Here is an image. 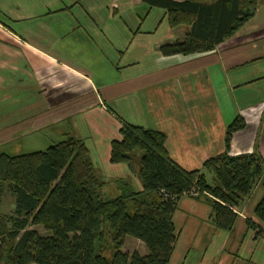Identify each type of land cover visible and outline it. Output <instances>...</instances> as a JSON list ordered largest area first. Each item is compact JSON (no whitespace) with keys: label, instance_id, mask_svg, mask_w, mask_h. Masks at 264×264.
Here are the masks:
<instances>
[{"label":"crops","instance_id":"obj_1","mask_svg":"<svg viewBox=\"0 0 264 264\" xmlns=\"http://www.w3.org/2000/svg\"><path fill=\"white\" fill-rule=\"evenodd\" d=\"M186 32L143 0H0V148L14 150L43 131L46 147L37 150L82 139L108 198L118 194L115 178L142 188L137 164L110 162L123 122L163 132L170 159L185 171L225 152L226 127L237 115L245 127L233 134L229 154L253 151L264 117V38L224 46L234 33L208 52L161 53V44ZM262 194L259 180L235 207L233 229L212 227L187 264H213L218 255L216 264H224L232 252L233 261L264 264V233L247 223L258 226ZM195 221L199 246L204 229Z\"/></svg>","mask_w":264,"mask_h":264},{"label":"trees","instance_id":"obj_2","mask_svg":"<svg viewBox=\"0 0 264 264\" xmlns=\"http://www.w3.org/2000/svg\"><path fill=\"white\" fill-rule=\"evenodd\" d=\"M262 1L143 0L166 9L169 26L187 25L183 40L160 45L164 55L211 51ZM244 127V119L235 116L226 127L225 152L206 159L201 170L185 171L170 159L163 132L123 122L120 138L110 142V162L132 167L138 159L142 188L136 191L126 179L115 178L118 194L106 199V182L82 139L70 136L44 150L15 155L0 152V200L5 186L15 196L14 215L0 213V264H168L179 237L173 216L181 197L202 198L213 226L231 231L238 217L234 208L259 180L263 194L254 214L263 226L247 223L256 234L264 233L263 159L257 149L229 154L234 132ZM127 235L141 241L145 252L122 251ZM106 247L110 257L103 254Z\"/></svg>","mask_w":264,"mask_h":264},{"label":"rangeland","instance_id":"obj_3","mask_svg":"<svg viewBox=\"0 0 264 264\" xmlns=\"http://www.w3.org/2000/svg\"><path fill=\"white\" fill-rule=\"evenodd\" d=\"M264 3H262L260 6L257 7L258 12H255L254 15L239 29L235 32V35L230 41L226 39L224 41V46L231 45L235 41H238L239 43H243L246 39L254 38L255 36H258L259 38L257 41L263 39L264 35ZM256 10V11H257ZM246 44V42H245ZM241 130V129H240ZM260 130V127L257 128V131ZM235 133V132H234ZM47 136L46 131H43L41 133H35L32 135L31 141L23 142L22 144H17L16 148L14 150L8 149L3 150L0 148V152L4 151V153H7L9 155H14L18 153H25L32 150L42 149L46 146L43 144V138ZM264 137V117L262 118V131H260L259 135H256L257 138V146L254 144V149H258L256 151L259 152L262 159L264 157V145L261 146L262 139ZM260 142V143H259ZM258 146H261L259 149ZM20 152H18V151ZM136 153L139 152L138 150L135 151ZM138 154V153H137ZM136 157V156H135ZM138 162V159L135 158L134 164ZM257 184V183H256ZM103 197L106 199L109 196H107L105 193L103 194ZM199 206L195 210V207ZM14 208H15V196L14 193H12L7 186H5V191L3 194V197L0 200V213L3 215H14ZM240 206L236 208L237 211H239ZM206 210V211H205ZM209 206L204 202L202 198L195 199L190 198L187 196L181 197L177 204V209L173 216V221L176 227L177 232H179V237L175 245L174 252L171 256V259L168 264H187L189 261L193 259V256L198 253L200 249H202L205 244L208 242L211 234L212 227L214 228L212 224V219L210 220L209 217ZM195 211V212H194ZM196 213V214H194ZM198 217V218H195ZM195 220H198L199 225L201 228L204 229L201 238L202 243L198 246L196 243V238H193L192 235L196 231L197 223ZM257 224L263 226V224L257 220ZM30 228L35 229L41 234H46V231L41 226L38 225H30ZM215 230H220L216 229ZM221 232H224L227 235V232L220 230ZM225 236V235H224ZM235 238V237H234ZM106 246V245H105ZM230 246H227V250L230 251ZM122 251H126L129 253H132L134 251H137L138 253H144L145 248L141 241L138 239L127 235L125 237L123 246L121 247ZM104 256L110 257V250L106 247L103 251ZM220 255L216 256L214 258L213 264H216V260ZM245 259V257L241 256L239 254V258ZM236 258L234 255V252H232L229 256L228 261H225L224 264H244L243 261L240 259H233Z\"/></svg>","mask_w":264,"mask_h":264},{"label":"built area","instance_id":"obj_4","mask_svg":"<svg viewBox=\"0 0 264 264\" xmlns=\"http://www.w3.org/2000/svg\"><path fill=\"white\" fill-rule=\"evenodd\" d=\"M190 194H192V195H197L198 194V192H196V191H192ZM235 209V208H234ZM237 212V211H236Z\"/></svg>","mask_w":264,"mask_h":264}]
</instances>
